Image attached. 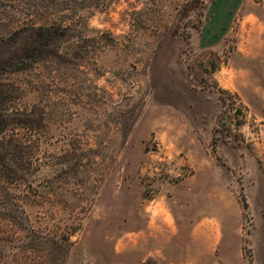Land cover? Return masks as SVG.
Returning a JSON list of instances; mask_svg holds the SVG:
<instances>
[{
    "label": "rangeland",
    "instance_id": "rangeland-1",
    "mask_svg": "<svg viewBox=\"0 0 264 264\" xmlns=\"http://www.w3.org/2000/svg\"><path fill=\"white\" fill-rule=\"evenodd\" d=\"M49 1L0 0L5 137L45 119L10 188L37 234L0 212V264H264V0H107L74 18L77 66L15 72Z\"/></svg>",
    "mask_w": 264,
    "mask_h": 264
},
{
    "label": "trees",
    "instance_id": "trees-1",
    "mask_svg": "<svg viewBox=\"0 0 264 264\" xmlns=\"http://www.w3.org/2000/svg\"><path fill=\"white\" fill-rule=\"evenodd\" d=\"M106 5L107 0H50L46 5L47 11L45 15L48 19L50 18V22L46 24H26L15 31V40L21 43V47H19L16 54L15 64L10 66H12L15 72L27 71L36 64L55 61L59 62L63 68L77 66L75 61H80L85 57L80 55L81 50H78L76 44H73L77 38L76 23L73 22L74 18L77 16L79 9L91 6L103 7ZM66 12H69V14ZM67 21H71L72 23L68 24ZM86 54L87 56L89 54L96 55L95 51L92 50L86 51ZM5 68L0 70V75L6 70ZM212 70L213 76L217 73L218 67L213 66ZM40 82L43 84L46 81L41 80ZM209 89L219 93L223 112L229 108L230 112L235 111L236 120L238 118L242 119V121L237 120L236 127L241 128L245 126L250 111L243 104L240 107H236L237 95L221 88L219 85ZM34 109L29 113L28 111H24L23 115L28 117L36 116V109H39L38 105H35ZM10 122V116L6 113V109H3L0 105V212H8L14 217V220H20L19 228L23 231L37 234L35 229L30 225V220L25 209L17 201L15 194L10 188L14 182H17L21 178L18 177V173L22 172V176L27 174L25 173V169L18 167V165H22L20 162L28 163L30 166H33L37 162L35 152L39 151L37 142L40 141L39 136L42 135V131L40 132V130L45 128L43 123L45 119L42 117L40 122L31 121L25 123L28 126L26 128L29 130V133H32L29 138H21L18 133L9 136V138L5 137L10 127ZM219 131L220 129H215L213 140L218 138ZM228 132L231 133V130L229 129ZM35 136H37V139H34ZM15 204L17 206L16 209ZM46 240L43 237L40 243L46 244L50 241ZM55 243L57 248H61L58 241H55Z\"/></svg>",
    "mask_w": 264,
    "mask_h": 264
},
{
    "label": "crops",
    "instance_id": "crops-1",
    "mask_svg": "<svg viewBox=\"0 0 264 264\" xmlns=\"http://www.w3.org/2000/svg\"><path fill=\"white\" fill-rule=\"evenodd\" d=\"M224 239L221 240V248L222 250H224ZM241 253V247H240V244L238 245L237 242L235 244V248H234V251L232 254H234V257H231V256H227V260L229 263H233V262H236V260L238 259L239 255ZM225 254H221V256L223 257ZM155 256V255H154ZM199 261L203 264H205L208 260H211L210 259V255H207L206 253H203L200 255L199 257Z\"/></svg>",
    "mask_w": 264,
    "mask_h": 264
}]
</instances>
